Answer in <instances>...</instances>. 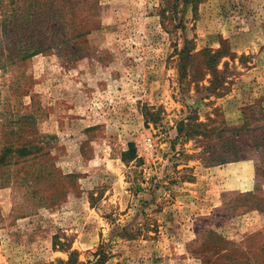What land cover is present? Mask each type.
I'll return each mask as SVG.
<instances>
[{
  "label": "rangeland",
  "instance_id": "374dc122",
  "mask_svg": "<svg viewBox=\"0 0 264 264\" xmlns=\"http://www.w3.org/2000/svg\"><path fill=\"white\" fill-rule=\"evenodd\" d=\"M32 1L0 0V264H264V0Z\"/></svg>",
  "mask_w": 264,
  "mask_h": 264
},
{
  "label": "trees",
  "instance_id": "16d2710c",
  "mask_svg": "<svg viewBox=\"0 0 264 264\" xmlns=\"http://www.w3.org/2000/svg\"><path fill=\"white\" fill-rule=\"evenodd\" d=\"M38 6H39V2L34 0V3H33V1H32V7L34 8V10ZM36 51H38V49L29 47V48H25L23 50V53H25L24 56H28V55H31L32 53H35ZM244 129L248 130L247 128H244ZM261 139L264 141V132H263V135L261 136ZM100 253L102 255L105 254V252H103V251H101ZM230 258H231V262L228 264H252L254 261H256V259L255 260L251 259L246 253L239 251L238 249L233 250V254L231 255Z\"/></svg>",
  "mask_w": 264,
  "mask_h": 264
}]
</instances>
